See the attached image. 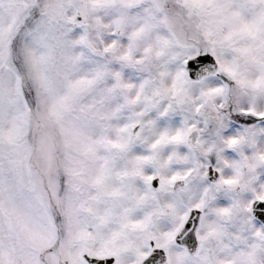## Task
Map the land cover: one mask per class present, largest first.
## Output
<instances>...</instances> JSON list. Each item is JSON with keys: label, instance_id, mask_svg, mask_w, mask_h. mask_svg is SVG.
<instances>
[{"label": "snow or ice", "instance_id": "1", "mask_svg": "<svg viewBox=\"0 0 264 264\" xmlns=\"http://www.w3.org/2000/svg\"><path fill=\"white\" fill-rule=\"evenodd\" d=\"M41 7L0 0V46L47 37L89 159L0 173V264H264V0Z\"/></svg>", "mask_w": 264, "mask_h": 264}, {"label": "rangeland", "instance_id": "2", "mask_svg": "<svg viewBox=\"0 0 264 264\" xmlns=\"http://www.w3.org/2000/svg\"><path fill=\"white\" fill-rule=\"evenodd\" d=\"M50 2L40 0V10L46 11L43 5ZM5 41L0 46V173L6 187L22 180L40 191L50 185L54 193L65 177L71 186L74 172L84 169L89 159L74 106L61 103L57 62L45 35L34 42L21 29L13 38L6 35ZM24 71L31 98L24 91ZM12 228L15 241L26 243L15 218Z\"/></svg>", "mask_w": 264, "mask_h": 264}]
</instances>
